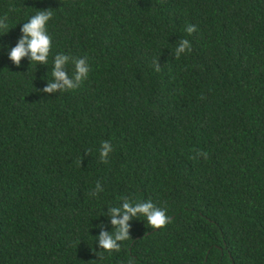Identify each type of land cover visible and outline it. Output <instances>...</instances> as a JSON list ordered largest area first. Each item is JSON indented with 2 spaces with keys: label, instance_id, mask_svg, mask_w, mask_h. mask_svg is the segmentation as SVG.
Listing matches in <instances>:
<instances>
[{
  "label": "trees",
  "instance_id": "obj_1",
  "mask_svg": "<svg viewBox=\"0 0 264 264\" xmlns=\"http://www.w3.org/2000/svg\"><path fill=\"white\" fill-rule=\"evenodd\" d=\"M37 10L48 65L0 51V264H264V0H0V44ZM60 53L88 77L45 93ZM125 199L170 220L103 251Z\"/></svg>",
  "mask_w": 264,
  "mask_h": 264
},
{
  "label": "clouds",
  "instance_id": "obj_2",
  "mask_svg": "<svg viewBox=\"0 0 264 264\" xmlns=\"http://www.w3.org/2000/svg\"><path fill=\"white\" fill-rule=\"evenodd\" d=\"M52 15L53 13L49 10H37L34 15L28 18L27 22L20 24L21 35L15 45L0 44V51L7 49L8 59L17 67L21 66V61L25 58L36 67L47 66L53 47L52 36L48 31V24L52 19ZM6 19V17L0 18V31L7 34L9 27ZM195 30L194 25H189L185 29L188 34L193 33ZM190 49V42L187 39H182L176 47L174 55L179 58ZM70 63L73 65L72 76H69L67 67ZM89 71L90 68L86 58H71L67 54H56L52 59V81L46 83L43 92L52 94L57 91L63 92L75 89L83 80L87 79ZM112 150L110 142H102L101 160L107 162L109 153ZM102 190L101 185L97 183L96 191L100 192ZM104 215L108 216L111 230H105L102 222L97 224L96 227L100 231L96 236V244L101 250L109 253L119 251L120 242L130 238L129 221L131 219L142 216L146 218L151 227L157 229L164 227L170 220L166 215V211L155 206L151 200L133 204L125 199L119 207L109 208Z\"/></svg>",
  "mask_w": 264,
  "mask_h": 264
}]
</instances>
